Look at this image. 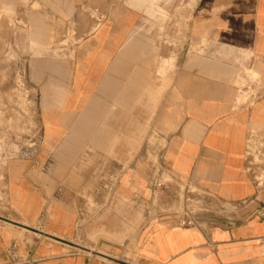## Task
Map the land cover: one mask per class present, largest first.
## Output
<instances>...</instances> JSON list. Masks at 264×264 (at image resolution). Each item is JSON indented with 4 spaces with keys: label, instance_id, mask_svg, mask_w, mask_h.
Segmentation results:
<instances>
[{
    "label": "crops",
    "instance_id": "1",
    "mask_svg": "<svg viewBox=\"0 0 264 264\" xmlns=\"http://www.w3.org/2000/svg\"><path fill=\"white\" fill-rule=\"evenodd\" d=\"M149 4L80 0L73 42L32 50L71 53L69 77L44 86L36 154L6 172L0 264H264L246 169L264 128V0ZM180 185L196 208L178 210ZM102 196L108 210L86 212Z\"/></svg>",
    "mask_w": 264,
    "mask_h": 264
},
{
    "label": "rangeland",
    "instance_id": "2",
    "mask_svg": "<svg viewBox=\"0 0 264 264\" xmlns=\"http://www.w3.org/2000/svg\"><path fill=\"white\" fill-rule=\"evenodd\" d=\"M46 1V2H45ZM121 2L122 0H117ZM149 0L152 12L166 16L179 12L183 5L173 7L172 0L159 7ZM80 0H0V216L8 217L9 204L6 197V172L18 158L32 157L41 142L44 124L41 110L45 107L44 86H61L60 78L68 79L67 61L71 53L45 52L51 46L69 44L74 40L75 18ZM47 12L38 20L34 13ZM52 15V17H50ZM36 61H48L49 69L36 73ZM150 165L156 162L149 157ZM246 169L256 187L254 200L264 205V128L253 130L246 147ZM163 184L172 180L164 173ZM102 188L109 189L108 182ZM200 191L194 187L179 186L178 210L182 204L196 208ZM85 209L92 213L98 208L108 210L109 197L100 200L87 197ZM114 206V202L112 204ZM177 209V207H176Z\"/></svg>",
    "mask_w": 264,
    "mask_h": 264
},
{
    "label": "built area",
    "instance_id": "3",
    "mask_svg": "<svg viewBox=\"0 0 264 264\" xmlns=\"http://www.w3.org/2000/svg\"><path fill=\"white\" fill-rule=\"evenodd\" d=\"M163 183L162 182H156V187H160ZM179 225L183 227H188L194 225V220L192 217H190L187 214L182 215V218L179 221Z\"/></svg>",
    "mask_w": 264,
    "mask_h": 264
}]
</instances>
